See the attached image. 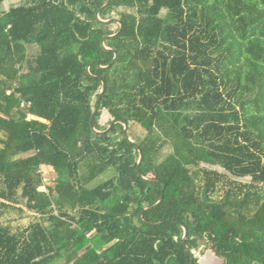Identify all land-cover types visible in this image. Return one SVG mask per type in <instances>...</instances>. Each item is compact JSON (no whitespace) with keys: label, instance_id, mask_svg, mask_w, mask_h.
Returning a JSON list of instances; mask_svg holds the SVG:
<instances>
[{"label":"trees","instance_id":"16d2710c","mask_svg":"<svg viewBox=\"0 0 264 264\" xmlns=\"http://www.w3.org/2000/svg\"><path fill=\"white\" fill-rule=\"evenodd\" d=\"M0 0V264H264V0ZM157 24L149 37L142 30ZM36 58L23 72L28 47ZM91 64L89 73L86 67ZM101 80L105 91L98 99ZM165 185L142 218L151 184ZM32 116L36 119H28ZM105 118L104 120H102ZM42 120V121H40ZM41 166L57 174L40 192ZM108 168L115 176L86 184ZM20 205H23L21 207ZM26 211L14 231L2 219Z\"/></svg>","mask_w":264,"mask_h":264},{"label":"rangeland","instance_id":"374dc122","mask_svg":"<svg viewBox=\"0 0 264 264\" xmlns=\"http://www.w3.org/2000/svg\"><path fill=\"white\" fill-rule=\"evenodd\" d=\"M11 3H13V0H7L5 3V7H8ZM105 16L111 17L113 19H122L123 22H136L135 17L129 14L121 13L120 12H106ZM100 18V17H99ZM101 19V18H100ZM102 20V19H101ZM104 20V19H103ZM108 20V19H105ZM142 30L146 34L147 37L152 35L157 27L156 22L154 21H149L147 24L141 26ZM28 57L27 61L24 64L23 72L28 71L30 69L31 63L35 60L36 58V48L35 46L28 47ZM28 119H36L32 116H28ZM103 118L102 120H104ZM42 121V120H40ZM43 122V121H42ZM128 134L131 137L133 141L136 142L137 140V134L135 133V130L133 128H128ZM39 172L42 177V186L38 188V191L40 192H48V187H53L54 182L57 178V174L54 172V170L51 167L48 166H41L39 168ZM115 176V171L113 168H108L98 176H96L94 179L90 180L87 184V188H94L98 186L99 184L113 178ZM162 188L160 185H152L151 186V192L149 194V198L147 199V203H155L160 194H161ZM23 207V205H20ZM21 212L19 211H12L10 214H6L5 217L2 219V222L4 224H8L13 228L14 231H17L18 229H23L27 227L30 223L35 221V215L26 211L24 208ZM206 245L203 242L198 243V254H196L198 263L200 264H220V261L216 259L214 254L206 249Z\"/></svg>","mask_w":264,"mask_h":264},{"label":"water","instance_id":"95a60500","mask_svg":"<svg viewBox=\"0 0 264 264\" xmlns=\"http://www.w3.org/2000/svg\"><path fill=\"white\" fill-rule=\"evenodd\" d=\"M109 3H110V0H104V3L99 7V9H98V10L96 11V13H95V19H96L98 22H101V23H104V24H107V23H110V22H114V23H116V24L118 25V31H117L116 33H114V34H112V35L104 36V37L100 40V46H101V48H102L104 51H106V52H111V53L113 54V58H112V60L110 61V63H109L107 66H100V65L96 64V67H97L98 69H101V70L108 69V68H109V67L115 62V60H116L117 57H118V54H117V52H116L114 49H111V48H109V47H107V46L105 45V41L108 40V39H111V38L116 37V36L121 32L122 27H123L122 22H121L120 20H118V19L101 20V19L99 18V13H100V11L103 10L104 8H106V7L109 5ZM111 12L114 13L115 10H114V9H111ZM90 67H91V64L88 65V66L86 67V71H87V73H88L90 76H92V75L89 73V69H90ZM92 77H94V76H92ZM104 91H105V82H104L103 80H101V89H100V91H99V95H98V99H99V100L101 99V97H102ZM97 111H98V105H97L96 108L94 109V111H93V113H92V115H91V117H90V120H89V127H90L91 131H92L93 133H95V134H98V133H99V134H102V135H103V134H106V133H107V132L113 127V125H115V124H121L122 127H123V138L125 139V141H126L127 143H129V144L132 145L135 149H137V151H138V153H139V157H138V161H137V168H136L137 176H138L143 182H145V183H147V184H151V185H160V186H161L162 191H161V194H160L158 200H157L154 204H152L151 206H148V207L144 208L143 211H141V212L138 214V219H139V221H140L142 224L147 225V226H157V225H160V223H151V222H147V221H145V220L142 218V215H143V213L148 212V211L152 210L153 208L157 207V206L161 203V201H162V199H163V190H164V187H165L164 183H163L162 181H160L159 179H156V178H152V179H151V178H147L145 175H143V174L141 173V171H140V165H141V163H142L143 155H142V153H141V150L139 149L138 144H137L135 141H133V140L131 139V137L129 136V134H128V125H127V123L124 122V121H121V120H113V121H111V123L107 126V128H106L104 131H97V130L94 128V126H93V119H94L95 114L97 113ZM171 222H172V223H176L177 225H179V226L182 228V231H183L182 245H183V248L185 249V251H186V252L189 254V256H190V263H189V264H193V260L195 259V255H194V253H193L191 250L188 249L187 244H186V238H187V228H186V226L183 225L181 222H177V221H171ZM199 242H203V243L206 245V243H205L204 241H202V240H199L198 243H199Z\"/></svg>","mask_w":264,"mask_h":264}]
</instances>
